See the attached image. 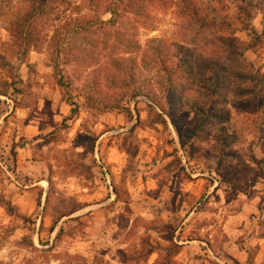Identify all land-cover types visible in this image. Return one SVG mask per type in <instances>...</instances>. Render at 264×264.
<instances>
[{
	"label": "rangeland",
	"instance_id": "374dc122",
	"mask_svg": "<svg viewBox=\"0 0 264 264\" xmlns=\"http://www.w3.org/2000/svg\"><path fill=\"white\" fill-rule=\"evenodd\" d=\"M209 1L0 0V264H264V0ZM154 39L188 51L176 123L110 64L159 96Z\"/></svg>",
	"mask_w": 264,
	"mask_h": 264
},
{
	"label": "trees",
	"instance_id": "16d2710c",
	"mask_svg": "<svg viewBox=\"0 0 264 264\" xmlns=\"http://www.w3.org/2000/svg\"><path fill=\"white\" fill-rule=\"evenodd\" d=\"M38 4L34 5L31 9V12L33 13V16H40L45 13V10L49 9L50 4H54L56 0H37ZM117 3H122L124 7L129 8V10L135 14L138 15L140 13V10H143L142 3L147 1L148 3H162L163 0H116ZM182 10L184 12V15L189 17L190 20L193 21V23L201 27L206 23V18H200L198 16V13L196 12L197 10L194 9L196 6H190L184 5L182 2ZM207 7L208 9H211V3L209 0H207ZM242 13L247 14V7L241 9ZM111 15H115L116 12L112 10ZM32 18L28 17V20L30 21ZM20 27L19 30V35L20 38H26V35L24 34L23 29ZM249 32V31H248ZM262 32H264V22L262 25ZM251 36L252 40H256L259 36L256 34L255 31H250L248 33ZM23 35V36H22ZM30 35V34H29ZM30 38V36H29ZM26 38V39H29ZM23 41H25L23 39ZM152 43L154 45H150L149 48L151 49L152 53L149 56V58H142L140 59V63L145 66V67H154L155 71L160 74V81L157 82V89L156 92L160 95L158 96H151V89L148 86H145L140 78L139 74L137 72V64L135 61L130 58V59H119V58H113L110 60L111 66L119 71L122 75L123 78L128 79V82L130 83V88L133 90V94H141L149 98V100L152 103V106H154L156 109L162 111L167 117L169 118L170 123H176V118L174 117V114L177 112H180V109L178 107V101H177V93H178V82L184 78V76L189 73L185 70L184 66L187 63V58H188V51L187 49L181 47H174V48H168L163 46L161 44V40L159 39H154L152 40ZM26 46L29 44L27 43V40L25 42ZM24 48V47H23ZM242 51H234L232 49L233 54H238L240 58H242L243 51L247 49L246 47H242ZM241 50V49H240ZM27 48H24V52L26 53ZM179 52L183 53V56L181 57ZM238 52V53H237ZM235 57V56H234ZM237 58V57H236ZM187 66V64H186ZM187 69L191 71V66ZM192 72V71H191ZM255 82L257 85H261L258 89L257 94L254 96L253 103L256 106V108L261 112L262 115H264V80L261 77L255 76L254 77ZM132 95V96H134ZM66 103L69 105V117H73V115L77 112L76 105L75 103L69 99H65ZM112 108H115L117 110H121L125 112L127 115H129L131 119V112L129 108H124L122 106L118 105H113ZM199 108V107H197ZM200 111V108L197 109ZM183 114V113H181ZM186 116V115H184ZM151 252V251H150ZM150 252L148 254H150ZM169 263H173L171 260ZM175 264V263H173Z\"/></svg>",
	"mask_w": 264,
	"mask_h": 264
}]
</instances>
